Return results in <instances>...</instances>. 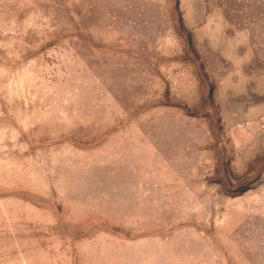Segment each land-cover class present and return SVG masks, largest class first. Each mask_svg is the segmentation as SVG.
I'll return each mask as SVG.
<instances>
[{
  "label": "rangeland",
  "instance_id": "1",
  "mask_svg": "<svg viewBox=\"0 0 264 264\" xmlns=\"http://www.w3.org/2000/svg\"><path fill=\"white\" fill-rule=\"evenodd\" d=\"M0 264H264V0H0Z\"/></svg>",
  "mask_w": 264,
  "mask_h": 264
}]
</instances>
